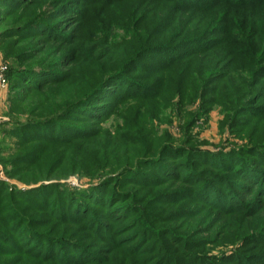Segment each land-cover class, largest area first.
I'll use <instances>...</instances> for the list:
<instances>
[{"label":"rangeland","instance_id":"obj_1","mask_svg":"<svg viewBox=\"0 0 264 264\" xmlns=\"http://www.w3.org/2000/svg\"><path fill=\"white\" fill-rule=\"evenodd\" d=\"M0 64V264H264V0H0Z\"/></svg>","mask_w":264,"mask_h":264},{"label":"built area","instance_id":"obj_2","mask_svg":"<svg viewBox=\"0 0 264 264\" xmlns=\"http://www.w3.org/2000/svg\"><path fill=\"white\" fill-rule=\"evenodd\" d=\"M6 73H7V66L4 64H0V92L5 91V89L8 87Z\"/></svg>","mask_w":264,"mask_h":264},{"label":"trees","instance_id":"obj_3","mask_svg":"<svg viewBox=\"0 0 264 264\" xmlns=\"http://www.w3.org/2000/svg\"><path fill=\"white\" fill-rule=\"evenodd\" d=\"M24 6V5H23ZM22 7V6H21ZM11 13H8L6 16L7 17H9V15H10ZM113 72H110L109 74H107V76L108 77H110V76H112L113 74H112ZM6 74H8V73H6ZM106 76V77H107ZM20 77V79L24 82V83H28L29 82V80L30 79H32L33 77L34 78H36L34 75H33V72H31V73H28V74H26V75H19L18 76V78ZM20 85H22V84H20ZM24 85V84H23Z\"/></svg>","mask_w":264,"mask_h":264},{"label":"crops","instance_id":"obj_4","mask_svg":"<svg viewBox=\"0 0 264 264\" xmlns=\"http://www.w3.org/2000/svg\"><path fill=\"white\" fill-rule=\"evenodd\" d=\"M4 93H5L4 91H1L0 92V100H2L5 97V94Z\"/></svg>","mask_w":264,"mask_h":264}]
</instances>
